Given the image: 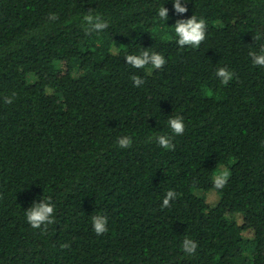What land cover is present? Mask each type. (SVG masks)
I'll return each mask as SVG.
<instances>
[{
  "label": "trees",
  "instance_id": "obj_1",
  "mask_svg": "<svg viewBox=\"0 0 264 264\" xmlns=\"http://www.w3.org/2000/svg\"><path fill=\"white\" fill-rule=\"evenodd\" d=\"M181 5L0 0V264H264V67L249 56L264 47V0ZM89 12L108 27L86 31ZM193 15L206 39L180 47L174 25ZM145 49L165 58L161 70L127 64ZM221 166L229 179L216 189ZM48 197L54 223L33 229L26 211Z\"/></svg>",
  "mask_w": 264,
  "mask_h": 264
},
{
  "label": "clouds",
  "instance_id": "obj_2",
  "mask_svg": "<svg viewBox=\"0 0 264 264\" xmlns=\"http://www.w3.org/2000/svg\"><path fill=\"white\" fill-rule=\"evenodd\" d=\"M187 3V0H185ZM174 10L177 14H184L187 12V8L181 5V0H173ZM158 16L162 20H168V9L164 6H161L158 9ZM58 17L55 14L50 15V20H56ZM84 22H86V31H103L108 27L107 22L101 19L98 15H93L89 12L83 17ZM206 30L207 24L204 19H197L195 15L191 18L184 20H177L174 25L175 35L177 37V43L180 47L191 46L198 48L200 44L206 39ZM249 56L252 58L254 65L264 67V47L261 48L260 52L255 51L249 52ZM127 64L131 65L137 69H143L146 66H151L152 69L161 70L166 64L165 58L158 53L149 52L145 49L139 55L129 54L125 56ZM217 77L220 78L223 84H227L233 79V73L227 70L226 68H219L216 72ZM131 80L133 81L134 86H141L145 83L143 79L139 76H132ZM12 99L5 97V103H11ZM168 125L175 135H182L185 130V125L181 117L170 118ZM159 146L165 149H174L170 138L166 135H161L156 138ZM120 148H129L131 147L133 141L130 137L124 136L118 138L117 141ZM229 179L228 171H217L214 176V186L216 189H223L227 184ZM177 196L175 191H168L165 198L163 199L162 207H169L170 201L174 200ZM55 211V205L51 202V198L48 197L43 199V202L40 204L34 205L32 208L26 211L27 222L33 229H40L42 225L46 226L54 223L53 214ZM92 224L94 232L99 236L103 235L108 231L107 218L103 215H95L92 217ZM62 248H67L69 245L63 244ZM182 248L186 254L192 255L195 254L197 249V243L192 239L185 238L182 241Z\"/></svg>",
  "mask_w": 264,
  "mask_h": 264
},
{
  "label": "rangeland",
  "instance_id": "obj_3",
  "mask_svg": "<svg viewBox=\"0 0 264 264\" xmlns=\"http://www.w3.org/2000/svg\"><path fill=\"white\" fill-rule=\"evenodd\" d=\"M219 171H226V166H221L220 169H219ZM217 200H218L217 194H215V195H210V196L208 197V201H209L211 204L216 203ZM240 220H241V219H240ZM246 235L249 236L250 234H249V233H246ZM250 236H251V235H250Z\"/></svg>",
  "mask_w": 264,
  "mask_h": 264
}]
</instances>
